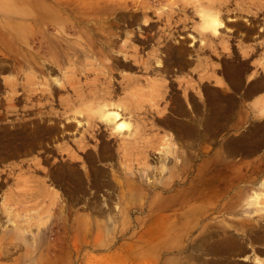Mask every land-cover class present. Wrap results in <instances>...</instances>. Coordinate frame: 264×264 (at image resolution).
I'll return each instance as SVG.
<instances>
[{
    "label": "rangeland",
    "instance_id": "374dc122",
    "mask_svg": "<svg viewBox=\"0 0 264 264\" xmlns=\"http://www.w3.org/2000/svg\"><path fill=\"white\" fill-rule=\"evenodd\" d=\"M263 132L264 0H0V264H264Z\"/></svg>",
    "mask_w": 264,
    "mask_h": 264
},
{
    "label": "bare ground",
    "instance_id": "6f19581e",
    "mask_svg": "<svg viewBox=\"0 0 264 264\" xmlns=\"http://www.w3.org/2000/svg\"><path fill=\"white\" fill-rule=\"evenodd\" d=\"M201 21H202V27L204 29L210 30L211 32H216L217 29L219 28V26L223 25V22H222L221 18L219 17V14L217 13V10L216 9H212V8H210L207 11H204L202 13V20ZM231 82H232V85L238 86L239 82H238V79H237V75L234 74V75L231 76ZM260 86H261L260 84L250 85L248 87L249 90H246L245 92L247 94H254L255 92H257L259 90ZM106 100H108V102L103 104L102 108H100L98 110V114H99L100 118L102 119V121L105 122L106 124H108L109 126H111V128L114 129L118 134H123L125 132L126 133H130L131 132L132 123L129 120H126V119H124L122 117V113H121L122 107H121V105L112 102L111 101V97L110 98H106ZM109 101H111V102H109ZM205 106H206L205 109H206L207 113H205V112L203 113V117L201 118V120L205 119V127H207L209 124H211V117L209 116L210 112L208 113V111L210 110V107L207 106V104ZM184 130L187 131V134L189 136L192 135V132L194 133V130L192 128H185ZM256 133H257V135L259 134L258 131ZM182 134H184V133H182ZM245 134H247V135L246 136H239V137L235 138L234 140H232V142L230 144L231 148H235V149L236 148H241V147L244 148L246 146L245 148L248 151H254V150H256L258 148L259 145H261V143L259 144V142H258V138H256V141L253 139L254 134H251L252 137H250L251 135H249L248 131ZM262 134H264V132ZM247 141H248V143H247L248 145H246ZM259 141H262V140L259 138ZM263 186H264V183H263ZM259 195H260L259 192L255 193L256 199L258 198ZM253 203L255 204V202H253ZM260 208L261 207L257 208L256 210L259 211ZM259 217H264V213L259 215L258 218ZM246 222H249V220L246 221ZM260 227L261 226L258 225L257 228H259V229L258 230H253V228H248L246 226V230H242L243 233L247 234L248 244L249 243L253 244L254 242H259L260 244H264V231H262L260 229ZM259 231H262L263 233L259 234L258 233ZM244 239H245L244 237H241L238 240H236L235 242H233L234 248L236 250L235 249L232 250V246L228 245V242H226L227 240L225 238H223V239H221L219 241H216V244H214L215 246L214 245L213 246L205 245V247L203 248L202 254L206 252V253H208V255H210V258L214 259L213 261H208L207 264H227V262H228L227 258L229 256V254L233 253V251H238V252L246 251V247L247 246H245L246 242H244ZM187 256L188 255L185 254L183 256V258L186 259ZM245 256H249V255H245ZM242 260L246 262L244 264H260V262H262V259H258L256 257H254V258H250L249 257V260L248 259H242Z\"/></svg>",
    "mask_w": 264,
    "mask_h": 264
}]
</instances>
